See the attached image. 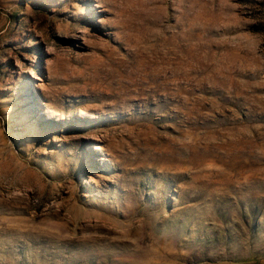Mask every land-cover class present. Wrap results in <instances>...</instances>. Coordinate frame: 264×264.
I'll list each match as a JSON object with an SVG mask.
<instances>
[{"label": "rangeland", "instance_id": "1", "mask_svg": "<svg viewBox=\"0 0 264 264\" xmlns=\"http://www.w3.org/2000/svg\"><path fill=\"white\" fill-rule=\"evenodd\" d=\"M0 264H264V0H0Z\"/></svg>", "mask_w": 264, "mask_h": 264}]
</instances>
